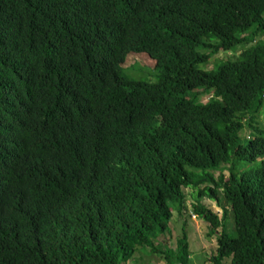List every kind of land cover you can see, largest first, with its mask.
I'll list each match as a JSON object with an SVG mask.
<instances>
[{
  "label": "trees",
  "instance_id": "trees-1",
  "mask_svg": "<svg viewBox=\"0 0 264 264\" xmlns=\"http://www.w3.org/2000/svg\"><path fill=\"white\" fill-rule=\"evenodd\" d=\"M259 115L264 0H0V264H264Z\"/></svg>",
  "mask_w": 264,
  "mask_h": 264
},
{
  "label": "rangeland",
  "instance_id": "rangeland-1",
  "mask_svg": "<svg viewBox=\"0 0 264 264\" xmlns=\"http://www.w3.org/2000/svg\"><path fill=\"white\" fill-rule=\"evenodd\" d=\"M240 52V49L237 51V53ZM228 55V53L219 52L215 56H213L209 63L206 65L207 68H211L213 64L216 62V60H220L225 58ZM142 63L149 69L152 68L155 64L154 59L149 57L145 53H133L129 54L126 58V65H129L131 63ZM216 64L214 65V67ZM206 93L201 94V101H205ZM259 121L261 124L264 123V117L263 115H259L256 118V122ZM262 121V122H261ZM188 189H186V203L188 206L192 202V198L189 196ZM203 203L210 207L211 209L217 210L219 215L220 211L219 208L215 205V203L207 198H203ZM191 208V207H190ZM170 227L172 229V235H180L181 233V221L180 219L175 215L174 212L173 216L170 219ZM209 226L204 223L198 216H192L188 215L186 216V231L188 232V244H189V250H190V259L192 264H212L210 261V254L212 250L215 247V234L207 235ZM175 239V238H173ZM159 261V257L155 255L145 254V253H138L135 254L134 257L127 262V264H157Z\"/></svg>",
  "mask_w": 264,
  "mask_h": 264
},
{
  "label": "built area",
  "instance_id": "built-area-1",
  "mask_svg": "<svg viewBox=\"0 0 264 264\" xmlns=\"http://www.w3.org/2000/svg\"><path fill=\"white\" fill-rule=\"evenodd\" d=\"M190 215L195 216V215H193V214H191V213H190Z\"/></svg>",
  "mask_w": 264,
  "mask_h": 264
}]
</instances>
